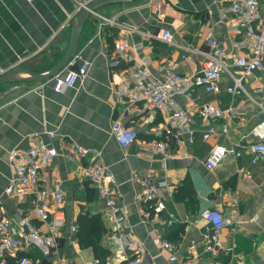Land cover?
Masks as SVG:
<instances>
[{
  "label": "crops",
  "instance_id": "obj_1",
  "mask_svg": "<svg viewBox=\"0 0 264 264\" xmlns=\"http://www.w3.org/2000/svg\"><path fill=\"white\" fill-rule=\"evenodd\" d=\"M86 1L0 0V75L19 67L34 72L51 69L67 49L79 3ZM233 17L229 5L220 0H138L103 6L90 16L81 34L71 67L81 74L74 87L57 92L53 78L42 83L1 86L0 200L5 214L28 216L46 234L47 225L37 218L28 200L19 197L14 201L4 193L11 176L8 155L13 149H27L41 142L51 143L62 154L66 144L76 143L101 153V161L113 180L108 182L109 189L126 210L132 236L142 246V264H150L152 258L154 264H170L167 254L153 242L157 234L177 245L180 259H186L190 246L194 245L198 264H264V156L253 163L251 153L244 150L240 157L227 155L213 171L204 165L215 145L229 148L240 140L245 146L258 141L251 130L264 118L261 109L251 99L234 98L226 92L225 87L233 85L226 74L222 76L223 89L219 94L195 89L192 100L177 95L176 100L182 107H188L192 101H206L228 110V134H224L222 122L203 120L193 114L194 142H188V135L182 137L185 155L165 160L156 157L151 161L144 151L148 142L156 138L154 130L162 124V114L138 109L123 114L126 105L117 102L116 90L126 65L114 72L110 69L116 37L129 42L136 64L142 65L144 60L149 63L151 76L156 80L162 79L158 67L164 63L176 64L175 70L181 74L197 72L198 60L202 57L185 48L207 50L209 35L222 45L231 63L242 53L236 46L239 36L229 31L228 23ZM260 20L264 22V9ZM110 21L116 26L106 27ZM165 28L173 33L176 45L150 40L142 34ZM139 44L141 48L136 49L135 45ZM185 56L191 59L186 60ZM234 71L240 73L239 69ZM245 86L250 91L264 87L262 74L255 71L253 77L245 80ZM254 95L264 103V94ZM120 117L126 125H137L139 132L137 141L126 151L111 132L113 120ZM207 131L213 133L204 141ZM48 133L55 135L52 141ZM171 147L178 148L174 143ZM147 169L166 176L169 184L163 212L144 221L137 197L141 192L140 180ZM78 170L79 162L60 155L42 175L46 185L60 183L65 190L63 210L67 221L58 231L60 243L54 257L64 258L66 264H97L93 250L80 248L77 232L71 231L72 227L78 228L81 213L103 212L96 188L88 182H77ZM240 170L249 171L250 176H241ZM184 183L190 188L189 199L177 197L178 188ZM234 196H238L237 205L233 204ZM204 210L221 212L236 230L231 240L228 227L219 231L222 248L214 256L205 251L212 225L200 219ZM159 217L172 223L162 227ZM102 220L108 232L110 224L104 217ZM102 245L108 249L105 235ZM29 257L33 260L31 264L43 259L39 248H31ZM107 264H110L109 257Z\"/></svg>",
  "mask_w": 264,
  "mask_h": 264
},
{
  "label": "built area",
  "instance_id": "obj_2",
  "mask_svg": "<svg viewBox=\"0 0 264 264\" xmlns=\"http://www.w3.org/2000/svg\"><path fill=\"white\" fill-rule=\"evenodd\" d=\"M91 1L80 2L79 11ZM220 1L229 5L230 12L234 16L228 23L229 31L239 36L236 46L242 50V53L231 63L227 61L222 45L213 35H209L207 50L185 48L202 57L198 60L197 72L181 74L176 72V64L164 63L158 67L162 79L156 80L151 76L149 63L146 60L142 65L136 64L126 39L116 37L113 40L111 71L114 72L126 65L116 90L117 102L126 105L123 114L138 109L141 112L160 113L163 117L162 124L154 130L156 138L148 142L144 151L151 161L156 157L165 160L185 155L182 149V137L188 135V142H194V131L191 127L193 114L203 120L222 122L223 132L225 135L228 134L230 117L228 110L224 111L206 101L202 103L192 101L188 107H182L176 100V96L180 94L192 100V90L195 89H201L206 94H219L223 89V74L233 81L232 86L225 87L226 92L234 98L243 97L253 100L264 114V103L254 98V94H264V87L250 91L245 86V80L253 77L257 70L264 78V22L260 20L264 0ZM106 24V27L116 26V23L111 21ZM142 34L150 40L176 45L173 33L168 28L156 32H142ZM141 46L142 44L135 45V48L139 49ZM74 58L65 70L52 79L55 91L60 92L65 88L74 87L80 78L81 74L71 68L75 62ZM184 58L191 59L190 56ZM234 69H239L240 73H235ZM111 132L124 151L137 141L139 135L137 125H126L121 117L113 120ZM212 133V131L204 133L203 140H209ZM251 134L259 140L251 143L250 146H245L242 140L229 148L222 145L213 146L204 160L205 167L213 171L227 155L240 157L244 150L250 152L252 162L257 163L264 156V118L252 128ZM47 135L50 141L55 138L53 133ZM172 143L178 148H172ZM60 155L71 162H79L77 182L79 184L88 182L98 192L99 201L103 206L101 215L110 224V229L105 234L106 247L111 250L110 264H142V246L132 236L126 210L118 204L114 193L109 189L108 182L113 180L101 161V153L90 151L76 143H69L65 145L61 154L55 146L45 142L9 152L11 176L4 193L14 201L19 197L28 200L37 218L47 225L48 231L46 234L42 232L28 216L15 217L5 214L0 200V264H9V257L17 258L18 264H31L33 261L29 257L31 248H39L42 253L43 259H36V264H66L64 258L54 257L60 243L58 231L67 221L63 210L65 190L60 183L46 185L42 176L45 169ZM84 160L92 161L88 164L81 163ZM239 174L250 176L249 171L240 170ZM168 184L166 176L152 169L145 170L140 180L141 192L137 197V204L144 221L153 214L159 216L165 209L163 200ZM233 204H238V196L233 197ZM200 219L212 225V233L205 244V251L214 256L222 248L219 231L228 227V238L231 240L236 231L233 222L217 210H204L200 213ZM158 223L164 227L172 221L159 217ZM71 231L76 233L77 228L72 227ZM153 242L167 254L170 264H198L199 259L194 252V245L189 248L190 255L186 259H180L177 245L165 240L161 234H157ZM150 264H154L153 258Z\"/></svg>",
  "mask_w": 264,
  "mask_h": 264
},
{
  "label": "water",
  "instance_id": "obj_3",
  "mask_svg": "<svg viewBox=\"0 0 264 264\" xmlns=\"http://www.w3.org/2000/svg\"><path fill=\"white\" fill-rule=\"evenodd\" d=\"M135 1L138 0H92L74 17L71 24L70 38L67 49L63 57L51 69L44 72H34L26 68L19 67L0 75V87L15 83H42L50 81L58 73L65 70L75 57L79 47L81 34L90 16L97 14V10L103 6L119 3L126 4Z\"/></svg>",
  "mask_w": 264,
  "mask_h": 264
},
{
  "label": "trees",
  "instance_id": "obj_4",
  "mask_svg": "<svg viewBox=\"0 0 264 264\" xmlns=\"http://www.w3.org/2000/svg\"><path fill=\"white\" fill-rule=\"evenodd\" d=\"M191 194L190 188L184 183L178 188V198L189 199ZM77 239L80 248H91L94 252L97 264H107L108 257L111 256V251L102 245L104 235L107 229L102 220L101 214L81 213L77 220ZM9 264H17L12 257L8 258Z\"/></svg>",
  "mask_w": 264,
  "mask_h": 264
},
{
  "label": "rangeland",
  "instance_id": "obj_5",
  "mask_svg": "<svg viewBox=\"0 0 264 264\" xmlns=\"http://www.w3.org/2000/svg\"><path fill=\"white\" fill-rule=\"evenodd\" d=\"M108 27H113V26H108ZM245 99L249 101V99H247V98H245Z\"/></svg>",
  "mask_w": 264,
  "mask_h": 264
}]
</instances>
